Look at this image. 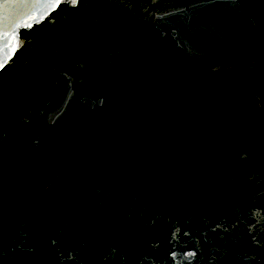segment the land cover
Returning <instances> with one entry per match:
<instances>
[{"label": "water", "instance_id": "1", "mask_svg": "<svg viewBox=\"0 0 264 264\" xmlns=\"http://www.w3.org/2000/svg\"><path fill=\"white\" fill-rule=\"evenodd\" d=\"M0 264H264V0H0Z\"/></svg>", "mask_w": 264, "mask_h": 264}]
</instances>
